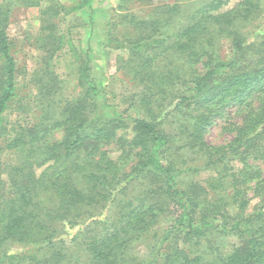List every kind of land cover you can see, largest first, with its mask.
I'll use <instances>...</instances> for the list:
<instances>
[{
  "label": "trees",
  "instance_id": "obj_1",
  "mask_svg": "<svg viewBox=\"0 0 264 264\" xmlns=\"http://www.w3.org/2000/svg\"><path fill=\"white\" fill-rule=\"evenodd\" d=\"M17 2L41 21L28 97ZM230 2L118 0L98 43L125 54L119 91L91 47L65 49L60 2L0 0V264H264V0ZM65 55L79 93L63 94ZM17 102L29 124L7 119ZM219 119L233 137L209 143Z\"/></svg>",
  "mask_w": 264,
  "mask_h": 264
},
{
  "label": "rangeland",
  "instance_id": "obj_2",
  "mask_svg": "<svg viewBox=\"0 0 264 264\" xmlns=\"http://www.w3.org/2000/svg\"><path fill=\"white\" fill-rule=\"evenodd\" d=\"M57 1L64 6V10L58 17V25L59 31L67 36L68 43L65 49H68V47L71 49V46L79 50L91 47L94 56L93 74L96 77H102L104 74H115L114 78L118 80L116 84L117 90L122 91L126 89L124 83L120 81L123 75L117 71V65L125 54L120 50L104 48L98 43L105 19L107 15L113 17L112 9L117 6L118 0H93L91 7L86 4L82 8L76 7L78 4L77 0ZM152 1L167 2L168 0ZM237 1L231 0L228 7L233 6ZM149 8V3L145 5L137 3L135 12L144 15L148 12ZM40 25L39 8H29L18 2L14 4L7 32L12 40V49L18 66L17 83L20 97H28L35 91L33 87L28 86V83L34 70L38 67L43 54L42 50L35 43L40 32ZM224 52H226L225 47ZM71 61L70 55L62 56L55 67L56 73L65 85V89L63 90L64 95H71L81 91L75 64L72 65ZM7 119L9 121L18 120L23 124H29L32 121V113L19 109L17 102L8 110ZM236 120H238L237 117L228 119L230 122ZM232 137L233 132L226 125V119H219L216 124L208 129L206 134L207 142L212 144L226 143ZM110 148H113V145ZM113 152L115 155V150ZM262 167L264 168V164H262ZM209 175V172L202 171L199 177L204 179ZM138 250L142 254L148 253L146 247L143 245Z\"/></svg>",
  "mask_w": 264,
  "mask_h": 264
}]
</instances>
